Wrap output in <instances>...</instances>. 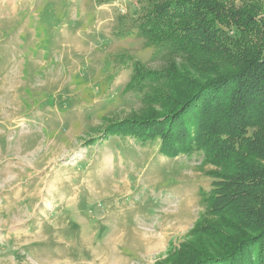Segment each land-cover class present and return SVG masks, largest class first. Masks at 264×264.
<instances>
[{"label":"rangeland","instance_id":"374dc122","mask_svg":"<svg viewBox=\"0 0 264 264\" xmlns=\"http://www.w3.org/2000/svg\"><path fill=\"white\" fill-rule=\"evenodd\" d=\"M139 1L0 0V264H170L206 210L202 152L104 132L146 109L132 64L166 66ZM221 1L264 23V0Z\"/></svg>","mask_w":264,"mask_h":264},{"label":"trees","instance_id":"16d2710c","mask_svg":"<svg viewBox=\"0 0 264 264\" xmlns=\"http://www.w3.org/2000/svg\"><path fill=\"white\" fill-rule=\"evenodd\" d=\"M139 6L133 28L165 53L166 66L156 72L132 64L124 93L143 95L146 109L104 132L159 139L168 158L202 152L218 181L189 240L166 260L264 264V23L221 0Z\"/></svg>","mask_w":264,"mask_h":264},{"label":"crops","instance_id":"0c3cea01","mask_svg":"<svg viewBox=\"0 0 264 264\" xmlns=\"http://www.w3.org/2000/svg\"><path fill=\"white\" fill-rule=\"evenodd\" d=\"M96 6V5H95ZM96 8V7H95Z\"/></svg>","mask_w":264,"mask_h":264}]
</instances>
